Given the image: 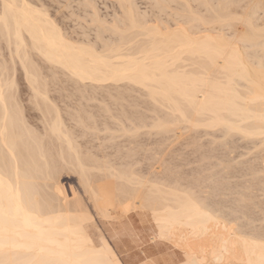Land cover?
Wrapping results in <instances>:
<instances>
[{"label": "bare ground", "instance_id": "bare-ground-1", "mask_svg": "<svg viewBox=\"0 0 264 264\" xmlns=\"http://www.w3.org/2000/svg\"><path fill=\"white\" fill-rule=\"evenodd\" d=\"M117 2L123 19L119 24L112 23L108 29L119 34V43L110 41L98 50L96 42L94 44L90 40L89 43L62 31L54 21L56 18L48 16L50 14L47 15L44 8L31 5L27 0H1L0 36L10 49V58L16 55L24 69L27 85L33 94L28 99L29 103L39 112L38 115L32 112L29 115L38 116L40 123L34 122L36 116L32 118L24 112L21 99L13 92L15 84L8 74L10 69L1 66L0 62V72H6L4 68L8 71L7 74L0 73V264H124L111 247L112 241L109 244L106 237L113 232L115 237L119 236L124 230V219L130 207L149 209L158 227L157 236L181 243L184 259L173 264H264V227L261 228L264 224L255 232L243 233L230 225L236 224L235 219L227 220L228 216L221 215V209L219 212V209L212 208L209 201L199 198L191 190L173 186V181L166 182L169 179L159 182L144 178L139 171L131 168L134 162L127 161L131 167L128 165L125 168L127 162L124 159L136 156L142 147L140 142L137 145L140 148L135 145V151L127 137L130 142L125 144L132 149L128 147L127 152L120 153V160L115 159L121 165L125 161V169H118L114 165L117 163L112 164L115 160L111 162L104 158L100 162L101 158L96 161L91 157L92 152L84 153L83 147L88 142H84L86 145L83 143L82 147L83 141L80 144L78 139L85 131L79 133L78 130L80 127L97 130L98 121L94 115L97 111L93 114L86 109L89 103H85L87 105L84 104L81 111L79 104V108L75 107L76 111L73 108L74 114L68 113L69 117L64 119L56 99L48 94L51 88L48 85L59 80L56 78L57 81H53L52 76L57 75L51 73L48 81L45 77L41 80L43 78L38 72L41 66L38 69L35 66L38 64L35 62L33 65L31 60L39 57L43 62L38 63H48L49 69L54 70L55 66L63 69L74 80L72 83L77 88L73 87L79 91L78 94L81 91L80 99L89 100L96 95L101 97L99 90L104 89L99 100H104L105 105L112 97L114 102L110 100L106 104L117 101V110L113 107L105 109L102 102L98 104L95 101L101 104L104 112L109 113L99 114L98 117L106 114L103 121H107V117L108 121L110 117L112 121L119 119L118 124L120 122L123 129H118H122L123 134L133 131L137 137L138 130L145 126H149V135L154 136L178 129L217 128L224 132L223 135L236 133L248 138L261 137L259 144L262 150L264 54L260 55L254 49L252 54L247 53L237 42L256 44V47L260 44L258 49L262 50L261 39L259 42L258 39L264 37V23L258 25L260 21L256 20L259 17L255 19L253 14L257 9L264 8L263 0H154V5L158 4V10L162 11L167 4L174 3L177 10L170 15L174 16L172 20H177H173L174 23L171 21L173 24L166 20V24L158 21L156 16L158 23H150L152 25L147 23L146 17L144 19L145 15L137 12L133 0ZM5 5L9 7L5 8ZM96 18L94 20L98 23ZM103 27L106 29L105 24ZM225 27L233 29L234 39H226L227 34L222 33ZM98 32L96 37L100 38ZM139 35L144 38L134 41ZM63 83L65 81H61ZM124 90L134 91L135 95L134 92L132 95L124 93ZM97 96L95 99H98ZM91 101L94 102L93 99ZM142 105L152 113L148 123L144 120L147 114L142 116L143 112H138L137 107L142 109ZM32 106L29 105L30 110ZM89 118L96 121L93 122L96 126L88 123ZM127 120L129 123H126ZM105 121L103 124L107 131L108 123ZM115 130L113 128L112 131ZM131 150H134L133 153ZM155 153L154 158L158 154ZM218 163L221 166L225 164L223 170L230 166L229 162L223 163L221 159ZM63 166L77 173L82 193L100 219L118 220L112 224L114 231L107 230L111 233L105 238L100 235L95 239L90 232L91 213L85 202L78 199L81 195H76L78 197L71 201L66 199V192L59 181ZM165 168L170 171V168ZM113 206L118 207L116 215L109 211ZM111 235L108 239L114 240ZM206 240H209L208 243Z\"/></svg>", "mask_w": 264, "mask_h": 264}, {"label": "rangeland", "instance_id": "rangeland-1", "mask_svg": "<svg viewBox=\"0 0 264 264\" xmlns=\"http://www.w3.org/2000/svg\"><path fill=\"white\" fill-rule=\"evenodd\" d=\"M27 1L30 2L31 5H34L36 7L38 6V8H40V9L42 7V8H44L43 10H47V12H46L47 15L50 14L48 16H51L53 19L56 18L54 21L57 23V25L59 24L58 26L65 33H67V34L71 33L70 35L73 34L74 38L79 37L83 41L86 40L89 43L96 42L97 46L95 45V47H97L98 50L102 49L101 45H104V43H107V42L111 43L110 41H112V43L115 42L114 44H116L119 40V37H120L119 34L117 32H114V31H109V29H108V27L110 28V26H112L111 25L112 23H114V24L118 23L119 24V23H121L119 21H122L121 19H123L122 18L123 17L122 11L118 5L117 0H27ZM133 2L135 3L134 5L136 6L135 8L137 9V12L141 13L142 16L145 15L144 19L146 17L145 20L148 21L147 23L149 25H152L153 23H156V22L158 23L159 20L161 22L163 21L162 23H166V24H167V22H166V20H167L169 24H173L174 21L177 20V19L176 20L173 19L174 21L172 20V17L174 18L173 15L177 10L175 8L176 5L174 3H170L167 5L165 4L166 7L162 11V9H160V8L158 10L159 5L157 3H156L157 4L156 6L154 5V0H133ZM263 3H264V0H263ZM193 5H196V3L193 2ZM242 5H243V3H242ZM0 6H1V0H0ZM177 13H179V12H177ZM255 13L253 15L256 18L253 15L252 16L255 19H257L259 17L256 21L257 22L260 21V22H258L259 24L257 22H256V24L260 25V24L264 23V8L263 9H257V11ZM170 14H173V15H170ZM96 16L98 18L97 21H99L98 23L94 20ZM156 16L159 17V19L157 17L158 21H156ZM175 16H176L175 18H177V14H175ZM119 18H120V20H116ZM178 18H179V16H178ZM103 21H104V23H103ZM171 21L173 23H171ZM100 22H102L103 25L105 24V27H106V29H108V31H106V29H104L103 25H101ZM150 23H152V24H150ZM162 23H160V24H162ZM100 27H101V30H100ZM98 30L101 32V33L98 32L101 35V37L99 35L100 38H98V36L96 37ZM228 30H230V31H228ZM231 30H233V29L232 28L227 29V27H225L224 30L222 31V33L225 32L224 33L225 35L226 34L228 35V36L227 35L225 36L223 34L226 37V39H232V38L234 39V37H233L234 35L232 34L233 32ZM230 33L232 34L231 38H230V36H231ZM75 35L77 37H75ZM0 37H2V36H0ZM115 38H117V39H115ZM142 38H144L142 35L136 36L134 38V41L142 40ZM263 38L264 37H260L258 39V42L261 39L260 42L263 45V47L261 48L262 49L261 51L259 50L260 44L259 45L257 44L258 46L256 47V44H254L252 46L250 43H249L250 45L248 43H244V42L241 43L240 41L237 43H238V45H241L239 47L243 48L242 49L243 51L246 50L245 52H247V53L249 52L250 54H252V52L255 50L256 53H258V54H260V53L264 54V49H263L264 48V42H262V41H264ZM136 39H138V40H136ZM90 40H91V42H90ZM8 48L9 47H7V45L5 44V39L3 37L0 38V62H1V66H8V69H10V70L8 72L7 69L4 67H2V69L4 68V70H6V72H8V74H10L11 78L14 80L15 88L13 89L14 90L13 92L16 94V96L18 95L17 96L18 99L19 98L21 99V100L20 99L19 100H20V102L23 103V104L21 103V105L23 108H25L26 111H24V112L27 113V116L29 114H32V113H35L36 115H38L39 112L37 111V109H35L31 105V103H29V100H28V99H31V96L33 94H31L32 90L27 85L28 83L26 80V76L24 74L25 73L24 69H23V67H21L22 65L20 66L21 63H20L18 57H16V55L13 58H10L11 57L9 55L10 49H8ZM257 50H259V51H257ZM262 56H264V55H262ZM37 58H39V57H37ZM37 58L31 59V60H33L32 61V64L34 63L33 65H35L36 63L38 64L39 67L37 65H35L38 69L41 66V68H40L41 70L39 69V71H38L41 73V78L45 77V79L47 80V79H49V75H52L51 73H53V75H57V77L52 76V77H54L52 80L57 81L56 78L59 79L58 80L59 83H57L58 81L57 82L52 81L53 82L52 83L51 82V76H50L49 81L52 84L49 82V84H51V85L50 86L48 85V87L49 88L51 87V88L49 89L50 93L48 92V94H49V97L51 95V96H53V99L54 98L56 99V100L55 99L54 100L56 101V103H58L57 104L59 106L58 108L61 107L60 108L61 110L60 109L59 110L61 111V114L63 113L62 117H64V119L67 120V118L69 117L68 113L72 114V112H73V114H74V109L77 105L79 106V104H80L79 107L82 108L81 111H83V109H84L83 105L85 103H87V104L89 103L90 107H88L89 104L88 105L85 104L87 106L84 105L86 107V109L88 108V110L93 114L96 111L98 112V113L96 112V114H94L95 116H97L96 121H98V122L92 120L91 118L87 119L89 124H90V122L93 124V125L91 124V126L95 125L93 122L98 123L99 126L95 125L97 127V130L95 129L96 131L93 130L94 127L90 128L89 130H86L87 128L83 129L81 127L80 128L78 127L79 130H78V128L76 129V130H78L79 133L83 132V130L85 131V133L87 132L86 136L84 133L82 136H80L81 138L78 139L79 143H80V141H83L82 147H83L84 142L85 143L88 142L87 145L84 143L86 145L83 147V148H85L84 153H86L88 151L87 153L90 154V152H92L93 155L91 153V157L92 158L94 157L93 159L96 158V161H99V159L101 158L100 159V162H101L102 159L106 158L104 160H107V161L109 160L112 162L113 160L118 159V158L120 160L119 156H121V154L123 152L125 153V152H127V150L129 148H131V147H129V145H127L125 143H129L130 141H132V144H130V146H132V148L134 147L135 151H136L135 145H136L137 149L142 146L141 150H143V151L138 150L137 151L138 153L135 156V157H137L136 160H140V161L136 162L134 156H130V158H127L126 156H124V157H126V159H124V158L123 159L126 162L130 161V163H132V162H134V163H132L133 165L131 164V166H132L131 167L129 165L130 163L128 164V162H127L126 163L127 166H126L125 161H123L124 165L126 166L125 167L124 165H121L119 162H117L115 160V162L113 161L112 164L117 163L118 165L117 164H114V165L117 166L118 169L121 167L122 168H124V167L128 168V165H129L131 168L135 169L136 172L139 171L140 175H142L144 178L152 179L154 181H159V182H163V181H165V179H169L166 181L167 183H168V181H173L171 185H173V186L176 185V186L181 187L182 189H185V190H191L192 192L195 193V195L199 196V198L202 197V199H205V201H207V202L209 201L208 203H211L212 208L214 207V209H219V212L221 209V215L224 214L222 216H224V217L228 216L229 217V218L227 217V220L228 219L229 220L235 219L234 222L236 224L233 226L230 223V225L232 227H237L243 233L255 232L257 229H259L262 226V224H264V149L261 150V148H260L259 143L261 142L260 141L261 137H259V138L258 137H254V138L249 137L248 138V137H243L242 135L236 134V133H231L232 134L231 136H230V134L229 135L228 134L223 135L224 132H221V129H217V128H213V129L212 128H210V129L205 128L204 129L202 127L192 129V131L194 130L193 132L191 131V129L188 130L186 128V129H178L175 132L159 133V134H156L154 136L153 134L149 135V133H150L149 132L150 130L148 129L149 126H147V127L145 126L144 129H142V128L139 129L138 130L139 133H138L137 137H135L136 134L134 135L133 131L131 133L126 132V134H123L124 133V131H122L123 126L121 127L120 122L118 124L119 119H117V121H115V119H116L115 117H113V119L115 118L114 121L111 120L112 117H110V121H108L109 120L108 117L106 118L107 121L104 120L106 123H108V128H106L108 130L106 131L105 127H104L105 124H103L104 123L103 119L105 118L104 116H106V114H109V113H106L108 111L104 112L103 108L113 107V109L115 108L117 110V108H116L117 105L115 106V104H117V101L115 102V104H110V103L106 104V102H109L110 100L113 101L112 100L113 98L108 95L109 98L111 97L112 99L110 98L108 100V98H106L108 101H106L105 105H104V103H103L104 100L103 101L99 100L102 97L103 93L105 92L104 89H102L104 92L102 90H99L102 94L101 97L96 95L98 99H95L96 96H95V98H92L94 102L91 101L92 99H89L90 101L86 98H85L86 100L85 99L83 100V98L80 99L81 91L78 94L79 91L73 87V85H75V84H73L74 80L72 79L73 80L72 81L71 77H69L68 74L63 69L61 70L60 67L55 66L54 67V70L56 71V73H55L54 70L48 68V67H50V65L48 66V63L47 64H46V62L42 63L43 62L42 59H40V58L37 59ZM262 60L264 61L263 57H262ZM38 61H42V62L38 63ZM44 64H46V65H44ZM56 67L60 68V69H57ZM6 72L3 71L0 73L7 74ZM7 76L10 77L9 75H7ZM8 77H7V79H8ZM41 80H44V78ZM61 81H63V82L65 81V84L64 83L61 84ZM60 85H62V86H60ZM70 85H72V86L70 87ZM63 86H64V88L66 86L67 87L64 89V88H62ZM75 87H76V85H75ZM73 88L75 89V91L73 90ZM61 89H63L64 91H62ZM89 89H91V88H89ZM70 90H72L73 92ZM113 90H112L113 93L116 92V90H114V91ZM107 91L111 92V91H109V89H107ZM121 91H123V90H121ZM129 91H131V90H129ZM129 91L127 92L126 90H124V93L127 92L129 95H132V92H134V91H132V92H129ZM69 92L72 95H70ZM74 92H76V94H74ZM100 92H98V93H100ZM96 93H97V90H96ZM113 93H111V94H113ZM106 94H110V93H106ZM58 95H60V96H58ZM69 95L71 97H68ZM134 95H135V92H134ZM86 96L87 95H85L84 97H86ZM104 96H106V95L104 94ZM104 96H103V98H105ZM67 97L70 99H68ZM74 98L76 99V101H78V103L76 101L74 103V100H75ZM79 99H80V101H79ZM87 101H89V102H87ZM95 101H97L98 104L102 102L101 104H103L104 107L102 108L101 104L98 105L97 102H95ZM81 102H83V103H81ZM119 102H121V101H119ZM66 104H68L69 106H67ZM29 105H30V107L32 106L31 110H30ZM78 106H77V108H79ZM100 107H101V109H100ZM132 107H134V106H132ZM141 107H142V109L137 107V109H139L138 112L141 110L140 113L143 112V113H141L142 116H144L143 114H147V116L145 115L144 117L145 118L149 117V119L144 118V120H146L145 122L148 123L149 120L151 121L150 116L152 115V113H151L150 109L148 110L145 108L147 106L143 107V105H142ZM33 108L35 109V111ZM77 108L75 109V111L77 110ZM66 109H67V111L72 109V111L70 110L69 112H67ZM101 110H103V111H101ZM134 110H136V108ZM111 111H113V110H111ZM111 111H110V113H111ZM103 113H106V114H104L103 117L100 116V118H99L98 117L99 114L102 115ZM135 113H136L135 115H137V112H135ZM36 115H33V116L29 115V117L33 118ZM85 115H87V114L85 113ZM138 115H140V114H138ZM37 118H38V116H36L33 119H35L34 122H36L38 124L39 121ZM93 119H95V118H93ZM101 120L103 122H101ZM127 121H126V123H129V121L128 122ZM68 122L70 123V121H68ZM72 122L73 121H71V123ZM116 122H117L118 126L115 125ZM66 123H67V121H66ZM113 123H115L114 124L115 126L113 125ZM106 126H107V124H106ZM118 127L122 128V129H120V128L118 129ZM113 128H115L117 130L112 131ZM109 129H112V130H109ZM89 131L90 132L92 131V132L89 133ZM146 131H147V133H145ZM189 132H190V134H189ZM92 133H94V134L92 135ZM121 133H122V136H120ZM76 134H77V132H76ZM128 134H129V136H128ZM139 134H141V135L143 134V135L141 136ZM112 135H114L113 138H112ZM117 135H119V136H117ZM127 137L130 141L126 140ZM83 138L87 139V140H83ZM136 139H137V141H135ZM192 140L195 141V143H192L193 142ZM91 142H92V144H91ZM133 142H135L134 145H133ZM138 142H140L139 143L140 147L137 146ZM154 142H156L157 144H155ZM89 143H90V145H89ZM142 144L144 145V147ZM117 145L118 146L120 145L118 149H121L122 150L121 152H120V150L118 151ZM100 146H101V148H100ZM195 146L197 148H195ZM89 147H90V149H89ZM155 148L158 151L157 150L155 151ZM103 151H104V153H101ZM131 151H130V153H131ZM133 151H132V153H133ZM154 151L156 153H158L157 155H155L156 156L155 158H154V153H155ZM204 151H206V153ZM140 152H141V154H140ZM98 153H100V154H98ZM106 154L108 155V157ZM113 154H114V156H113ZM206 154L208 155L207 157L205 156ZM109 155L110 156L112 155L111 156L112 158H110ZM140 155H141L142 159H141V157L139 158ZM211 155H212V157H211ZM204 156L206 158H204ZM113 157H115V158H113ZM226 157H227V159H226ZM220 159L223 160V163L225 161L229 162L230 164L229 163H226V164H229L230 166L227 169L224 168V170H223V166L225 164L221 166V164L218 163L220 161ZM111 162H110V164H111ZM165 167L170 168V171L168 169H166ZM60 171H61V174L59 175V181L63 185L64 192H66V193H64V195L67 196L66 199L67 200H70V199L74 200L72 198H74V197L76 198L80 195L83 197L82 198L80 196V197H78V199L81 198L82 201L85 202L86 207H88L89 212L91 213V220L89 221L90 222L89 224L91 226H89V229H90V232L92 233V235L94 236V238L96 239L100 235L105 238L109 233H111L108 231H110V230L114 231V229H112V227H113L112 224L117 223L118 220L115 219L116 220L115 221L114 219H112V216H111L112 220H110V218H108L106 220L100 219L99 216L95 214L94 209L90 205V202H88L85 199L84 193H82L83 190H82L81 184L78 181L77 173L73 172L71 169H69L65 166H63V169ZM217 171H219V174ZM175 180L177 182H175ZM70 185L72 188L70 187ZM205 186H207V187H205ZM190 187H192V188L189 189ZM71 189H73V191ZM47 192H49V191H47ZM73 192H74V194H73ZM76 195H78V196H76ZM132 208L130 207L131 210L128 211L127 218L124 219V223H125L124 226L126 225V227L119 234V236L115 237L113 235L114 234V232H113L112 235L114 236V240L108 239V238H110L109 236L111 234L106 237L109 244H111L110 241H112L111 247L113 248V250H115V253L119 256V258L122 260V262L124 264H138L139 262H142V263H147V262L149 263L150 262L153 264H155V263L156 264H171V263L173 264L174 262L177 263V262L181 261L182 259H184V257H183L184 254H183V249H182L181 243H177L175 241H170V239L166 240L165 238H162V237L160 238L159 236H157V235H159L158 227H156V225L152 219V214L150 213L149 209H147V208H136V207L135 208L132 207ZM109 211L112 215H116L118 213V207L113 206L110 208ZM219 212H218V214H219ZM92 218H93V221H92ZM107 220L110 222L114 221L113 223L111 222V225H112L111 227L109 226L110 222H108ZM101 221H103V222H101ZM102 225H104V226H102ZM263 227H264V225L261 228H263ZM100 228H102V230ZM117 228H116V230H117ZM100 231H103V232H100ZM102 233H104V234H102ZM115 238H116V240H115ZM206 241L205 242L208 243L209 240H206ZM113 242H115V243L117 242V244L115 245V243L113 244ZM176 246H178V247H176ZM148 259H149V261H147ZM153 259L155 262L152 261ZM142 263H139V264H142Z\"/></svg>", "mask_w": 264, "mask_h": 264}, {"label": "snow or ice", "instance_id": "snow-or-ice-1", "mask_svg": "<svg viewBox=\"0 0 264 264\" xmlns=\"http://www.w3.org/2000/svg\"><path fill=\"white\" fill-rule=\"evenodd\" d=\"M9 7V5H5V8Z\"/></svg>", "mask_w": 264, "mask_h": 264}]
</instances>
